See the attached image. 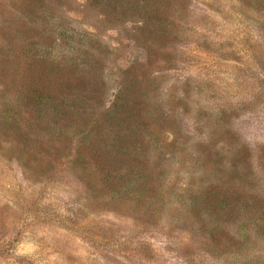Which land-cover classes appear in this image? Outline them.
Listing matches in <instances>:
<instances>
[{"label": "rangeland", "instance_id": "rangeland-1", "mask_svg": "<svg viewBox=\"0 0 264 264\" xmlns=\"http://www.w3.org/2000/svg\"><path fill=\"white\" fill-rule=\"evenodd\" d=\"M38 1L90 32L94 99L60 110L65 138L54 164L0 136V264H264V227L255 223L264 221V0H169L146 21L128 3ZM166 15L167 35L152 29ZM32 22L24 33L38 38ZM11 78L0 77V97L18 113ZM143 90L148 124L129 139L139 142L130 155L146 162L154 184L143 199L108 195L99 182L89 189L94 169L81 155L105 149L87 141L108 137L115 98ZM219 201L225 207L200 220ZM210 223L225 233H210Z\"/></svg>", "mask_w": 264, "mask_h": 264}, {"label": "trees", "instance_id": "trees-1", "mask_svg": "<svg viewBox=\"0 0 264 264\" xmlns=\"http://www.w3.org/2000/svg\"><path fill=\"white\" fill-rule=\"evenodd\" d=\"M108 1L110 4L112 2L128 3L129 6L136 7L135 11L140 12L139 17L141 15L140 18L145 21L147 20L144 16L146 12H164L165 7L162 6L166 4L165 1L170 2L169 0ZM4 2L0 1V35L2 36L0 61L4 58L8 73L0 72V77L2 79L6 75L12 77V88H17L19 95L20 112L15 113L16 110H8L4 96L0 97V136L8 137L7 141L31 156L35 162L43 163L45 159H51L54 164L56 156L61 157L57 148L63 143L62 138H65L62 134L57 135V131H60L58 127L60 126V115H62L60 110H69L66 108L69 103L83 105V98L85 101L94 99L92 92L87 91L89 87L87 79L90 74H95L94 67L97 61L89 51V48L93 47V42L88 38L90 32L85 28L74 29L67 21H60L42 1L21 0L22 3L26 2L25 4L7 1L6 5ZM27 2L32 3L30 5ZM256 2L258 0H254V3ZM170 18L171 16L166 15L159 20L158 27H155L154 22H150L153 24L152 29H160L164 33L173 29V22ZM35 20L38 22L35 23ZM31 21H33L31 25L36 26V33H39L38 38L28 37L24 33ZM54 21H59V23L53 26ZM49 24L53 27L49 28ZM45 32L51 36L52 42L46 43L40 38V34ZM5 39L6 42H2ZM90 54L93 57H88ZM144 95L143 90L141 95L135 94L131 98L125 96L115 98L112 109L109 108L106 111L109 114L116 109V117L113 121L115 126L112 129V122L103 125L109 132L108 137L96 143L91 140L87 141L89 150L105 149V153L98 151L81 155L82 159L90 161L94 169V180L87 181L89 189L93 191L98 189L97 183L99 182V188L107 190L108 195L118 197V194H125L132 199H143L150 190L151 184H154L153 172L144 165L146 162L135 160L134 156L130 155L136 150L139 142L136 139H129L134 135L140 136L143 131L140 126L142 123L144 127L148 124L144 115L148 109L141 106ZM121 99H124L128 105ZM69 126L71 125H65L67 131H69ZM48 131L53 134L54 138L47 141ZM77 141L80 142L81 139ZM77 148L78 146H74V149ZM41 156L43 157L40 158ZM64 157V162H73L71 155ZM172 194L176 195V193ZM222 207L225 206L221 201L214 202V204L206 203L208 213L203 214L200 220L205 221L213 217L211 215L215 211L222 210ZM255 223L264 227V221ZM210 224L213 228L209 226L207 229L211 231L210 233L218 235L225 233L222 229L214 231V223ZM251 233L249 229L242 230L244 241L251 239ZM253 236L258 239L262 237V234L253 233ZM235 243L240 244L241 242L236 241Z\"/></svg>", "mask_w": 264, "mask_h": 264}]
</instances>
